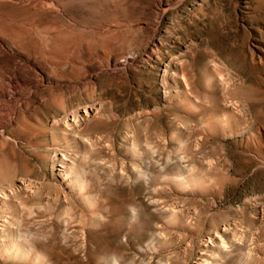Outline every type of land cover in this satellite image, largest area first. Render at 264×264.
<instances>
[{
  "label": "rangeland",
  "instance_id": "rangeland-1",
  "mask_svg": "<svg viewBox=\"0 0 264 264\" xmlns=\"http://www.w3.org/2000/svg\"><path fill=\"white\" fill-rule=\"evenodd\" d=\"M0 264H264V0H0Z\"/></svg>",
  "mask_w": 264,
  "mask_h": 264
}]
</instances>
